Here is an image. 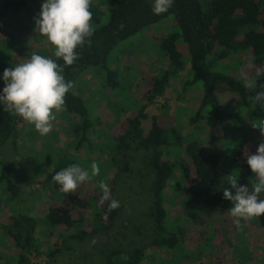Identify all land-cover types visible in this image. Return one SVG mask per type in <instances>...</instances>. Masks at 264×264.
<instances>
[{"label":"rangeland","instance_id":"374dc122","mask_svg":"<svg viewBox=\"0 0 264 264\" xmlns=\"http://www.w3.org/2000/svg\"><path fill=\"white\" fill-rule=\"evenodd\" d=\"M26 2V7L17 16L0 20V26H4L0 28V91L4 87L2 76L5 68L27 62L33 53L56 59L53 55L55 47L46 37L34 31V17L39 13L43 0ZM207 2L202 0L203 7ZM93 6L104 13L103 23L106 22V7L96 1ZM179 34L173 17L168 16L160 23L143 29L130 40L118 44L107 62L108 69L117 74L118 85L112 90H104L105 79L96 69L87 68L76 75L72 92L83 97L93 119L98 120L92 132L93 149L76 151L72 148L69 126L70 119L74 117L66 115L62 107L58 111L53 110L55 119L51 122L52 131L45 136H41L34 125H29L17 116L16 135L0 143V171L6 163L12 165L10 180L20 187V193L11 199L0 191V264H7L19 253L12 240L5 236L4 228L9 219L19 213L39 220L34 234L38 251L29 252L28 264H105L101 251L114 246L128 250L148 243L152 234V220L149 217L151 175L143 166L148 153L143 150L132 151L129 171L117 174L110 161V151L114 147L110 128L123 123L132 114L144 99L150 79L159 71L166 70L168 60L159 53L157 39ZM176 48L181 53L182 69L166 85L164 94L150 101L146 112L149 117L159 118L164 127L178 130L183 138L198 140L218 153L222 157L220 170L223 171L228 165V159L223 157L226 151L230 153L233 144L232 150H237L246 141L252 147V154L256 152L264 138L258 129L252 127V123L264 120V105L257 116L252 117L253 121L246 108L237 105L235 96L223 88H217V97L227 117L217 133L219 142L210 141L211 118L207 115L208 111L200 115L197 123H190L200 103L201 83L183 88L182 84L192 78L190 59L180 37L176 40ZM205 63L210 70L227 73L243 84L252 81L249 79L247 51H239L223 60L218 55H211L205 58ZM176 154L174 151L172 161ZM63 160L79 164L85 169H90L91 163L96 161L100 168L97 177L78 186L85 196H89L90 202L87 211L79 216L85 231L92 229L94 211L101 205L103 193L98 187L100 181L109 185L116 178V193L120 201L119 216L110 232L90 237L83 243H68L67 246L72 247L70 252L61 247V240L67 232L52 233L44 220L48 208L63 201L64 193L52 183V177L57 172L56 166L63 164ZM168 184L164 195L171 201H166L169 216L166 227L168 232L177 231L174 233L178 234L180 242L175 252L168 250L154 255L147 249V259L143 264H264V215L241 218L239 227L233 223L234 218L228 211L211 216L207 212L200 213L195 222H190L185 216L188 206L179 193L182 181L176 184L169 181ZM204 210L207 208L204 207ZM68 232L73 233V230ZM59 246L60 253L53 259L49 258L51 248Z\"/></svg>","mask_w":264,"mask_h":264},{"label":"trees","instance_id":"16d2710c","mask_svg":"<svg viewBox=\"0 0 264 264\" xmlns=\"http://www.w3.org/2000/svg\"><path fill=\"white\" fill-rule=\"evenodd\" d=\"M95 1L106 7L105 15H108V18L104 23V13L93 6ZM95 1L91 0L89 6L93 14L90 23L95 28L91 45H85L83 49L78 47L81 58L66 67L63 73L65 80L71 81L73 86L79 72L93 68L105 79L104 90L116 88L117 74L108 69L107 62L118 44L130 40L143 29L160 23L168 16L173 17L180 30L178 36L170 35L157 39L159 53L168 60L166 70L159 71L150 79L144 99L132 114L123 123L110 128L114 142L110 161L117 174L129 171L132 151L143 150L148 153L143 166L151 175L149 189L152 201L149 217L152 220V234L146 245H137L128 250L114 246L101 251L100 254L105 264H143L147 259V249L154 255L168 250L175 252L180 242V237L174 233L177 231L168 232L166 227L169 218L166 201L171 200L165 198L164 189L169 185V181L175 184L179 180L182 181L179 193L188 206L185 216L190 222H195L200 213L207 212L210 216L224 214L233 206L231 201L223 198V189L230 187V175H236L241 185H247L251 189L250 182H254L255 177L246 162V155L252 154V147L248 142L240 144L237 150H232L233 144L230 153L225 152L223 159H228V165L225 163V170L222 171V157L220 158L218 153L198 140L183 138L174 128L164 127L159 118L149 117L146 109L153 98L164 94L166 85L182 69L181 53L176 48V40L180 37L187 48L192 73L191 80L182 86L186 88L201 83L202 90L200 103L195 108L190 123H197L200 115L208 111L207 115L211 118L208 138L210 141L219 142L217 133L224 126L227 117L217 97L216 90L219 87L235 96L237 105L246 108L249 118L255 121L252 117L257 116L264 105V101L255 100L256 94L264 91V0H208L205 7L202 0H174L169 11L162 15L152 13L154 0ZM26 5V0H0V20L17 16ZM242 50L247 51L249 55V79L254 81V87H245V84L227 73L212 71L205 63L208 56L218 55V58L223 60ZM57 62L63 64L62 59ZM62 108L66 115L74 117L70 119L69 126L72 148L76 151L93 149L92 132L98 120L93 119L83 97L74 94L71 88L65 94V104ZM16 119V115L3 111V106H0L1 144L16 135ZM174 151L177 154L172 161ZM72 164L71 161H64L56 166L55 171L59 172ZM11 171L12 165L7 163L0 171V191L10 199L20 193V187L10 180ZM52 183L55 184L54 181ZM108 186L111 197L119 201L116 178L112 179ZM89 204V196H85L77 187L74 192L64 193L62 203L48 208L44 216L46 227L52 233L67 232L61 240V247L65 248L66 252L72 251V247L67 246L68 243H83L90 237L109 233L114 227L120 207L105 215L108 207L106 201L94 211L92 229L85 231L79 216L87 211ZM204 207L207 208L206 211ZM38 221L19 213L4 225L5 236L12 240L19 251L7 264H28L29 252L38 251L34 237L39 226ZM70 229L73 233L68 232ZM60 251V246L51 248L48 252L49 258H55Z\"/></svg>","mask_w":264,"mask_h":264},{"label":"clouds","instance_id":"9594fccd","mask_svg":"<svg viewBox=\"0 0 264 264\" xmlns=\"http://www.w3.org/2000/svg\"><path fill=\"white\" fill-rule=\"evenodd\" d=\"M91 0H43L39 13L34 17V31L47 38L55 47L56 59L36 53L24 63H17L3 71L4 87L0 91V106L3 111L21 117L41 135L52 131L55 119L53 110H60L65 104V94L72 88L71 81L63 75L66 67L81 58L77 48L91 45L95 28L90 23L93 14L89 10ZM174 0H154L152 13L162 15L172 7ZM62 59L63 64L57 61ZM258 75L260 73H257ZM245 87H254V81H247ZM256 101H264V91L255 96ZM264 138V120L252 123ZM246 162L254 174L251 189L241 185L236 175L228 177L230 187L223 189V198L233 205L228 209L233 223L239 227L241 218L250 219L264 215V139L256 152L246 155ZM100 174L98 162L93 161L90 169L72 164L52 177L63 193L74 192L77 187L92 181ZM98 187L103 195L100 203L108 202L105 215L120 207V202L111 197L107 183L100 181ZM95 243V241H93Z\"/></svg>","mask_w":264,"mask_h":264}]
</instances>
